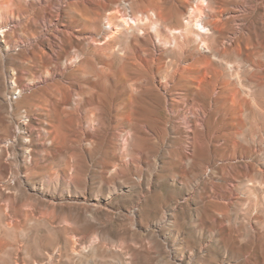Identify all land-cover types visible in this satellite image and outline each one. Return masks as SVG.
I'll return each instance as SVG.
<instances>
[{
  "label": "rangeland",
  "instance_id": "rangeland-1",
  "mask_svg": "<svg viewBox=\"0 0 264 264\" xmlns=\"http://www.w3.org/2000/svg\"><path fill=\"white\" fill-rule=\"evenodd\" d=\"M150 1L0 0V264H264V0Z\"/></svg>",
  "mask_w": 264,
  "mask_h": 264
},
{
  "label": "bare ground",
  "instance_id": "bare-ground-1",
  "mask_svg": "<svg viewBox=\"0 0 264 264\" xmlns=\"http://www.w3.org/2000/svg\"><path fill=\"white\" fill-rule=\"evenodd\" d=\"M197 2L198 3L200 2V5H201V4H203L204 0H151L144 12H145L146 16L148 17V19L152 21V26H153L152 28L154 30H156L157 26H159L160 24H162V26L164 24L163 27L165 29L164 31H166L165 33L167 34V36L173 38V33L179 32L183 36L182 37L183 38L182 45L185 46V45H187L190 38L192 36H194L195 31H197L198 33H202V34H209V32H210L209 30L219 33V32H221L220 27H221V25H223L222 24L223 12L219 9L220 7L217 9V7L215 6L216 9H213L212 14L207 19H203L201 16V8L198 7L196 10H194L190 7V4L197 3ZM188 6H189V8H188ZM168 23H171L172 25L167 27L166 25H168ZM122 24L125 25L124 22ZM173 41H175V40H173ZM159 43H161V42H159ZM205 65L208 66V64H205ZM187 68H186V66L178 68V69L175 68L176 70H175L174 74H177L178 76L181 77V78L180 77L179 78L182 79V77H184V72L186 71V74H187V72H189L186 70ZM202 73L205 74V69L203 70ZM202 73H201V75H202ZM182 81H183V79H182ZM187 83H188V81H187ZM188 84H190V83H188ZM184 85H186V83H184ZM182 86H183V83H182ZM226 86H227V84H226ZM179 87L180 86H178V88ZM188 88L190 89L191 86ZM179 89H181V88H179ZM182 89H184V88L182 87ZM190 91H193V90H190ZM68 104H69V102L68 103L64 102V103H62V106L65 107ZM122 106H123V104H122ZM61 109H63V108L61 107ZM95 115H96V113H95ZM61 185H62L61 182L48 184L44 180V181H39V182H37V184L33 185V189L36 191H39L40 193L43 194L45 191L44 189H46V188L50 189L51 188L53 190L52 192H56L60 188ZM25 217L27 218L28 216L25 215Z\"/></svg>",
  "mask_w": 264,
  "mask_h": 264
}]
</instances>
